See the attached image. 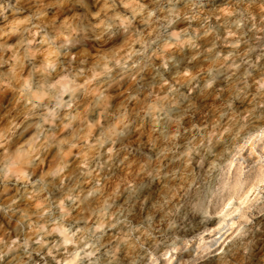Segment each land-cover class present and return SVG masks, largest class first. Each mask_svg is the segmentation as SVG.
<instances>
[{"label": "clouds", "instance_id": "obj_1", "mask_svg": "<svg viewBox=\"0 0 264 264\" xmlns=\"http://www.w3.org/2000/svg\"><path fill=\"white\" fill-rule=\"evenodd\" d=\"M231 168L264 182V0H0V264H144ZM227 191V237L199 255L264 264V198Z\"/></svg>", "mask_w": 264, "mask_h": 264}, {"label": "rangeland", "instance_id": "obj_2", "mask_svg": "<svg viewBox=\"0 0 264 264\" xmlns=\"http://www.w3.org/2000/svg\"><path fill=\"white\" fill-rule=\"evenodd\" d=\"M220 6L225 11L227 10L222 2ZM226 51L227 49H225V52ZM256 151H258V149H241V152H243L245 156L253 157V163L259 159L258 155H255ZM86 158L87 154H84L80 161L81 166L84 165ZM242 168L247 169L249 165L245 163ZM261 171L264 172V169H261ZM138 173L139 167L135 158H130L127 167L121 170L122 177L129 181L140 179L139 175H137ZM237 174H239L237 168H231L227 173L223 174L220 180H218L219 197H212L207 214L201 213L202 223L198 227L170 230L164 235L154 231L153 239L145 244L148 254L145 255L144 250H137L143 257L144 264H205V261L199 255L200 253H208L209 249L206 251L203 250L204 245L217 241L210 248L215 250V246L222 244L227 237L228 230L231 227L229 221L234 220L233 205L235 201L232 199L227 189L228 185L232 183L233 178L236 177ZM239 176L243 179L241 187L238 191L233 193L240 194L241 203L250 199L252 195L264 198V192L260 190L264 188V182H262L260 188H258L256 183L249 179L247 171H244L243 175L239 174ZM222 179H226L227 184L222 188L223 192L221 193L219 186ZM115 186H119L121 191H123L125 187L119 184V179H117L114 187ZM46 194L51 195L50 193ZM42 203V200H37L35 206L39 207ZM109 203L112 205V208L109 209L110 211L115 210L117 204L122 205L120 210L124 211L123 206L127 204L121 196H117L114 201H110ZM137 211L138 209H134V206H132L128 207L125 212L127 217L125 231L131 228L134 235H139V233L135 232V229L141 227V221L138 220L136 215ZM108 231L114 232L115 230L109 229ZM37 259H39V257H37Z\"/></svg>", "mask_w": 264, "mask_h": 264}, {"label": "bare ground", "instance_id": "obj_3", "mask_svg": "<svg viewBox=\"0 0 264 264\" xmlns=\"http://www.w3.org/2000/svg\"><path fill=\"white\" fill-rule=\"evenodd\" d=\"M236 177H239L238 178V180L235 182V183H233V180H232V183H230L229 185H228V188L229 187H231V189H232V192H236V191H238L239 189H240V187H241V184H242V180L243 179H241L240 178V176H239V174H237V176ZM227 183H226V179H222L221 180V184H220V186H219V189L220 188H224V186L226 185ZM229 193V192H228ZM216 196H218L219 197V193H218V195H216ZM217 197V198H218ZM213 241V240H212ZM217 241H215V242H212V243H208V244H206V245H204V247H203V250H208V249H210L215 243H216ZM205 244V243H204Z\"/></svg>", "mask_w": 264, "mask_h": 264}]
</instances>
